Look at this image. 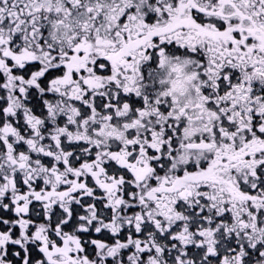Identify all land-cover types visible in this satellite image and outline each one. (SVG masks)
<instances>
[{"label": "snow or ice", "instance_id": "6c2138e0", "mask_svg": "<svg viewBox=\"0 0 264 264\" xmlns=\"http://www.w3.org/2000/svg\"><path fill=\"white\" fill-rule=\"evenodd\" d=\"M0 264H264V0H0Z\"/></svg>", "mask_w": 264, "mask_h": 264}]
</instances>
